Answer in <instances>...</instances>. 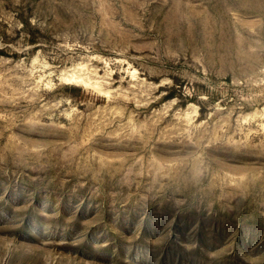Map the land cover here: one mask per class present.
Masks as SVG:
<instances>
[{
	"label": "rangeland",
	"instance_id": "rangeland-1",
	"mask_svg": "<svg viewBox=\"0 0 264 264\" xmlns=\"http://www.w3.org/2000/svg\"><path fill=\"white\" fill-rule=\"evenodd\" d=\"M0 264H264V0H0Z\"/></svg>",
	"mask_w": 264,
	"mask_h": 264
},
{
	"label": "trees",
	"instance_id": "trees-1",
	"mask_svg": "<svg viewBox=\"0 0 264 264\" xmlns=\"http://www.w3.org/2000/svg\"><path fill=\"white\" fill-rule=\"evenodd\" d=\"M172 98H173V96H172Z\"/></svg>",
	"mask_w": 264,
	"mask_h": 264
}]
</instances>
